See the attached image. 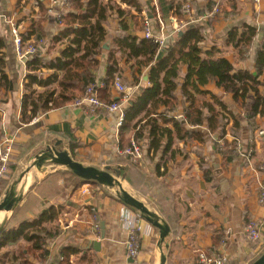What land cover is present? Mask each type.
Returning <instances> with one entry per match:
<instances>
[{"label": "crops", "instance_id": "0c3cea01", "mask_svg": "<svg viewBox=\"0 0 264 264\" xmlns=\"http://www.w3.org/2000/svg\"><path fill=\"white\" fill-rule=\"evenodd\" d=\"M183 1L191 5L190 15L193 17L188 15L186 18L189 19H178L175 5ZM212 1L136 0L140 9L138 11L132 5L113 0L122 9L130 11V15L120 17L116 10L108 13L107 37L98 58L101 64L96 72L98 80H104L107 76L112 42L122 22L128 29L127 35L145 39L144 23L148 19L154 35L165 39V46L150 66L141 68L135 60L119 61L121 81L129 91L130 101H133L124 106L125 114L137 105L144 90L152 88L151 67L164 58L170 39L177 34V38L185 35L186 32L181 36L179 33L190 18L195 21L188 24L190 29H203V41L199 45L203 59H225L233 65L234 73L247 71L257 74L255 50H251L247 59H242L239 50L229 42L228 33L236 31L241 35L247 26L256 28L257 35L253 43L257 48L264 38V0L259 4L253 0H227L221 13L209 22L205 16L213 9ZM101 2L108 5L110 0ZM0 14L3 16L0 19V141L8 136L15 138L10 174L0 188V203L34 159L47 147L59 144V150L68 151L74 160L84 166L100 170L108 167L118 169L125 180L124 189L169 225L170 236L162 249H157L155 244L159 232L142 219L138 264H160L162 253L167 257L166 264H198L199 253L226 257L228 264H252L264 253V208L259 204L260 193L264 190V137L259 135V132L264 131V114L259 113L264 109V74L258 79L257 85L250 84L251 90L242 98L240 95L236 97L231 89L219 86L215 79L202 85L194 75L187 84L190 66L183 63L178 65L179 76L175 80L176 108L169 112L164 104H155V107L150 103L142 113L131 118V122L117 128V115L100 109L75 107L73 98L65 106L40 114L36 122H33L34 118L25 125L20 122V118L27 69L25 63L16 58L7 20L16 22L27 41L43 39V54L48 61L58 58L67 47V42L56 41L65 24L58 23L48 15L47 0H0ZM189 50L183 48L181 53H176L169 68L174 62L182 63V55ZM52 74L53 71L45 69L41 77L49 79ZM62 75L59 74V77ZM164 77L165 73L160 80L162 89L165 87L162 83ZM50 87L57 88V83ZM237 87L241 89L242 85L238 84ZM34 88L39 92L48 89ZM184 88L192 98L197 99L205 115H209V111L203 105L213 104L211 95L222 100L241 121L240 127L235 128V131L241 132V138L231 133L232 122L226 127L225 138L219 141L217 134L209 133L206 127L196 126L188 127V130L202 132L204 141L190 136L180 140L174 127L168 125L166 127L172 131L173 145L164 157L160 170L157 169L158 161L144 153L140 165L132 164L131 158L121 152L135 139L136 124L141 120V124H145L150 113V116L158 119L167 112L174 119H184L190 107ZM73 94L77 96L78 92ZM98 95L104 101L106 98L119 100L120 94L111 85L107 90L100 89ZM256 102L261 105L258 112L254 113L252 107ZM144 135H148L147 128ZM129 139L130 145L121 148ZM220 141L232 146L235 152L236 147H240L238 154L252 150L251 161L246 162L243 155L238 161L224 164L219 149L216 150L215 143ZM168 142L166 137L164 143ZM248 143L249 149L246 148ZM45 168V173L37 168L31 170L33 181L16 209L12 213H1L2 221L7 219L4 231L16 229L23 222L36 220L43 210L56 207L61 209L57 222L61 233L47 242L49 257L46 264H59L64 251L68 253L70 264H133L126 250L128 229L124 219L138 213L123 205L112 193L113 189L94 187L92 184L75 188L80 179L66 168L49 163L42 167ZM28 181L31 178L25 177L21 185L27 186ZM86 185L90 192L84 195L82 188ZM249 221H255L262 232L263 238L258 244L246 241L244 225ZM101 224L104 225L103 229ZM48 228L55 230L56 226L50 225ZM103 231L105 239L101 241ZM88 241H99L106 252L87 249ZM27 255L28 244L25 242L7 245L0 250V264L22 263ZM28 260L31 264H40L31 255Z\"/></svg>", "mask_w": 264, "mask_h": 264}, {"label": "trees", "instance_id": "16d2710c", "mask_svg": "<svg viewBox=\"0 0 264 264\" xmlns=\"http://www.w3.org/2000/svg\"><path fill=\"white\" fill-rule=\"evenodd\" d=\"M120 1L128 6L132 5L140 11L136 0ZM185 5V1L175 5L178 19H188L186 18L188 15L184 10ZM114 10L117 11L120 17L130 15V11L122 9L121 6L113 3V0H110L108 5H104L101 0H74L73 6L62 18L61 23L65 24L64 29L56 38L57 42H67V47L58 58L51 61L46 60L43 54L45 51L43 39H36L34 42H31L23 37L24 42H31L38 48V53L36 56L29 57L25 62L27 76L20 118L22 124L26 125L40 114L65 106L73 98L75 100L77 97L83 95L90 84L98 85L102 83L104 85L103 89L107 90L109 86L114 84L116 76L120 77V60L128 62L135 60L136 64L141 68L154 63L158 54H160V50H162L159 43L154 38L139 39L127 35L128 29L122 22V27L112 42V53L108 59L107 76L104 80L97 79L96 72H98L101 65L98 58L102 54V46L107 37L108 13ZM207 20L211 22L213 19ZM187 22L185 21V23ZM190 28L191 26L187 25L183 28L185 31L180 32L183 34L186 32L184 36L182 35L181 38H177V34L168 41L166 44L167 53L164 58L157 61L151 67L150 82L152 83V88L144 90L140 98H138L137 105L125 114L124 125L131 122V118L142 113L150 103L155 107L157 104H164L168 112L176 108L177 99L174 93L177 90V85L175 80L179 76L178 65L180 66L183 63L190 66L187 84L194 75L196 80L202 85H206L210 79H215L219 86L231 89L236 97L240 95L242 98H245L251 90L250 84H258V79L264 74V38L257 48L254 47L253 41L257 35L256 28L247 26L243 29L241 35L236 31L228 33L229 42H232L233 46L239 50L242 59H247L251 50H255L256 75L247 71L234 73L233 65L225 59L219 61H207L203 59L201 57L202 50L199 47L203 41V29L199 28L195 30ZM183 48H189L190 50L188 53L182 55V63L178 61L174 62L171 68H169V64L173 62L175 54L181 53ZM45 69L53 71L49 79L41 77V73ZM61 73L63 75L59 77ZM163 73H165V77L162 79V83H164L165 87L162 89L160 80ZM55 83H57V88H49V86ZM238 84L242 85L241 89L237 87ZM34 86L48 89L39 92ZM74 92H78V95L75 96ZM161 94L167 100L163 99L162 96L160 98ZM56 95L57 97L55 98ZM184 95L187 101L190 102V107L187 109L184 119H174L169 116L168 112L161 115L159 119L150 116L152 113H147L149 119L146 120L145 124H141L143 120L136 124L134 138L145 148L143 151L145 155L158 161V170L164 164L162 163L164 157L173 145L172 131L166 127L168 125L174 127L177 138L180 140L190 136V138L194 137L199 141H204V134L202 132L188 130V127L190 128L191 126L198 128L206 127L209 133L219 136L218 141L223 140L226 134V127L231 122L233 123L231 133L238 138L242 136L241 132L235 131V128L240 127L241 121L236 118L233 112L217 96L211 95L213 104L203 105L209 111V115H205L197 99L192 98L185 88ZM99 98L108 105L118 101L111 98H106L103 101L101 96ZM260 105L257 102L253 105L252 110L254 113L258 112ZM262 106L264 108V104ZM131 110H134L133 113L130 112ZM259 113L263 115L264 109ZM146 128L148 130L147 137L144 135ZM166 137L169 140L168 143H164ZM215 144L217 150L218 142ZM129 145L130 139L121 148ZM228 146L223 151L218 150L222 156L223 163L226 165L238 161L241 156L243 157V154H238L233 150V147L229 149ZM161 148L164 150L161 151ZM246 148H250L249 143ZM84 184H92L94 187H99L97 184L80 180V183L75 188L81 187ZM60 213L61 209L51 207L43 210L36 220L23 222L16 229L4 231L0 237V250L7 245L23 241L28 244V255L22 263L17 264H31L28 260L29 255L36 257L40 264H46L49 257V251L46 247L47 242L55 239L61 233L57 224ZM50 225L56 226V229L49 230L48 226ZM67 257L68 253L62 252V261L59 264H70Z\"/></svg>", "mask_w": 264, "mask_h": 264}, {"label": "built area", "instance_id": "2783aa9c", "mask_svg": "<svg viewBox=\"0 0 264 264\" xmlns=\"http://www.w3.org/2000/svg\"><path fill=\"white\" fill-rule=\"evenodd\" d=\"M262 0H253L255 4L261 3ZM213 9L210 14L205 16V19H213L219 13H221L222 6L227 0H213ZM74 4V0H47V13L49 16H52L58 23L62 22V18L64 15L71 9ZM184 10L187 15L192 12L191 5L187 4L184 7ZM3 16L0 14V19ZM189 19V18H188ZM195 21L193 18H190L187 23L182 25V28L187 26L188 24H193ZM7 24L9 26L10 37L13 45V50L16 55V58L22 62L23 59H28L29 57L36 56L38 53V48L33 45L31 42H24L21 29L16 24V22L12 19L7 20ZM144 38L145 39H155L157 43H159L160 48L165 46V39L159 36H155L152 31L151 22L146 19L144 23ZM23 63V62H22ZM113 87L118 91L119 100L108 105L102 102L99 98L98 91L104 88L102 83L98 85L90 84L83 95L77 97L73 101V106L75 107H89L92 109H100L108 112L109 114L117 115V128H121L125 122V110L124 106L130 101V94L127 88L124 86L121 78L116 76ZM38 118H35L33 122H36ZM259 135L264 137V131L259 132ZM14 143L15 138L8 136L3 138L0 141V188L2 183L7 179L10 174V165L13 161L14 157ZM227 147L226 143L220 141L218 143V149L223 151ZM229 149H232V146H228ZM236 152H240V147H236ZM121 154L125 156H129L131 158V162L134 165H140L143 161V147L137 141H131V145L125 148ZM246 162L251 161L252 150H249L246 153H243ZM90 192V188L88 185L82 188V194H86ZM259 204L264 208V190L260 193ZM142 218L140 215L131 216L128 215L124 219V223L128 229V237L126 240V250L129 259L133 261V264H138V259L140 255V240L142 227L140 223ZM244 234L246 241L249 244H258L262 241V232L258 227L255 221L246 222L244 225ZM229 260L226 257L219 255H206L205 253L198 254V264H228Z\"/></svg>", "mask_w": 264, "mask_h": 264}, {"label": "water", "instance_id": "95a60500", "mask_svg": "<svg viewBox=\"0 0 264 264\" xmlns=\"http://www.w3.org/2000/svg\"><path fill=\"white\" fill-rule=\"evenodd\" d=\"M182 33H179L181 36ZM104 48H108L107 45ZM23 63L26 62V59L22 60ZM130 104L133 101H129ZM59 144L55 147H47L44 151H42L33 161L30 167H28L24 173L19 177L17 181H15L5 195L2 203H0V215L4 211H8V213H12L19 202L23 198L24 192H26L31 186L33 178L31 177V170L33 168H37L41 170L42 173L46 172V168L42 169V167L49 163L53 165H58L60 167L66 168L70 171L74 176L79 178L82 181L97 184L101 187L107 189H115L116 198L126 207L131 209L133 212H136L140 215V217L152 228L158 230L159 238L156 241V248L162 249V246L165 240L170 236L171 229L166 221L157 215L156 213L150 211L141 201L134 198L128 191H126L123 187L124 178L121 176L120 171L117 169L106 168L104 170L97 169L91 166H84L78 161L74 160L70 153L66 150H59ZM25 177L31 178V181L28 182L27 186H21L22 180ZM6 220L4 219L0 223V236L4 232V227L6 225ZM103 229L104 225L101 224ZM105 239V232L103 231L100 235V240L103 241ZM168 246H166L167 249ZM87 249H91L95 252H106L99 241H88ZM167 257L164 253L161 254L160 264H166ZM252 264H264V253L255 260Z\"/></svg>", "mask_w": 264, "mask_h": 264}, {"label": "rangeland", "instance_id": "374dc122", "mask_svg": "<svg viewBox=\"0 0 264 264\" xmlns=\"http://www.w3.org/2000/svg\"><path fill=\"white\" fill-rule=\"evenodd\" d=\"M7 179H8V177H7ZM12 181V180H11ZM10 182V181H9ZM4 183V182H3ZM3 183H2V185H3ZM1 185V186H2ZM22 186V185H21ZM112 191V193H115L116 192V190L115 189H113V190H111ZM94 218V217H93ZM140 250H141V247H140Z\"/></svg>", "mask_w": 264, "mask_h": 264}, {"label": "bare ground", "instance_id": "6f19581e", "mask_svg": "<svg viewBox=\"0 0 264 264\" xmlns=\"http://www.w3.org/2000/svg\"><path fill=\"white\" fill-rule=\"evenodd\" d=\"M190 16H192V15H190ZM29 182V181H28ZM24 185V184H23ZM6 215V214H5ZM4 218H5V216H4ZM2 219H3V214L2 215H0V222L2 221Z\"/></svg>", "mask_w": 264, "mask_h": 264}]
</instances>
